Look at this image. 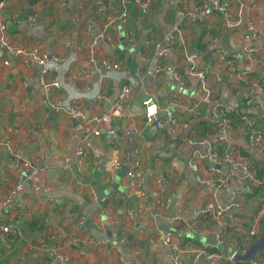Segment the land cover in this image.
I'll return each instance as SVG.
<instances>
[{"label":"crops","instance_id":"0c3cea01","mask_svg":"<svg viewBox=\"0 0 264 264\" xmlns=\"http://www.w3.org/2000/svg\"><path fill=\"white\" fill-rule=\"evenodd\" d=\"M9 1L20 10L31 7L38 12L39 20L34 26L25 22L14 23L5 14L7 39L13 46L25 48L38 41L49 63L58 65L48 71L47 79L64 75L68 90H54L52 98L77 94L84 109L83 117L87 118L95 111L108 109L126 80L122 79V72L135 78L138 85L124 114L113 122L115 138L105 134L94 137L91 149L79 156L78 121L56 111L46 99L41 85L42 66L35 62L25 65L15 56L9 57L4 65L5 55L0 50V142L12 136L14 128L19 129L22 137L19 147L24 157L37 160L44 169L41 177L49 185L52 194L49 197L55 203L45 207L41 199L44 196L34 195L25 182L17 199L18 207L25 211L21 214L15 212V224L10 233L0 234V264H64L65 260L68 264H173L164 245V236L178 223L190 222L205 202L211 199L227 205L236 201L239 206L230 208V211L238 216L234 217L230 212L225 214L233 222H246L264 202V192L245 195L243 187L234 180L223 188L200 184L190 165V159L196 153L201 156V171L207 172L212 167L213 161L202 155L213 144L210 142L218 128L210 134L207 131L222 120L226 106L232 105L242 111L243 116L253 119L254 124L249 129L261 131L264 135L259 128H264L261 111L248 107L244 97L246 100L250 94L246 88L235 85L242 80L239 73L248 69L252 80L264 87V50L253 57L251 67L247 66L241 52L245 44L253 43L252 37H246L250 32L245 28V19L250 14L255 21L258 42H264V4H261V13H253L255 9L251 8L260 0H240L244 5L241 23L235 27L226 25L220 14L195 16L193 19L184 17L182 22L181 13H192L198 0H151L147 8L141 9L129 4L126 29L132 38L127 40L132 49L121 48L117 54L113 50L119 45L118 22H113V29L109 30L114 35L113 46L96 35L104 30L106 21L115 18L118 1H108L109 7L106 4L104 11L95 6L98 5L96 0H44V3L32 0L33 4L28 0ZM236 2L223 0L234 16L237 14ZM179 24L180 32H176L170 42L169 34ZM87 26L90 31L86 30ZM92 39H95L93 50L97 57L116 62L119 69L103 72L90 62L87 43ZM171 46L177 50L185 46L199 52L200 67L207 69V82L215 88L211 103H199L202 95L198 79L189 74L181 54L169 49ZM164 48L166 53L159 56V51ZM158 65L177 67L184 78V86H176L170 73L157 74ZM214 74L222 76L219 82L215 81ZM98 86L103 94L100 98L95 96ZM261 97L264 101V90ZM146 98L157 103L161 117L175 115L180 119L182 125L177 135L173 136L168 125L157 127L154 122L146 123L143 104ZM189 106L198 110L197 118L192 117ZM228 126L226 130L231 144L227 141L221 149L234 145L254 165L264 161V151L248 145L244 118L235 122L232 128ZM188 138L195 140L190 143ZM199 139L206 140L199 143ZM115 160H119L121 166L114 169ZM220 165L218 175L227 174L228 165ZM124 168H127L126 173L122 172ZM129 171L134 173L133 177H129ZM120 172L122 174L118 176ZM157 177L161 178L162 185L161 206L155 201L150 202V195L146 193L151 192L152 182ZM18 178L11 158L0 145V201ZM94 183L101 189L115 187L107 193L98 210L94 209L87 218V206L95 202L91 193ZM5 216L6 211L1 208L0 220ZM175 216L179 220L170 225V219ZM90 221L100 230H115L113 237L106 240L107 244L95 239L88 241L91 235L86 225ZM120 231L127 232L121 236L127 240L118 252L109 246V242L119 239ZM173 233L181 242L197 247L208 245L185 235L186 231ZM188 233L211 236L205 229L203 233L196 230ZM73 238L82 241L70 245ZM41 240L48 246H42ZM228 242L221 246L222 251L239 245L236 239ZM119 255L123 256L124 262ZM183 259L185 264L192 263L191 254L184 255Z\"/></svg>","mask_w":264,"mask_h":264},{"label":"built area","instance_id":"2783aa9c","mask_svg":"<svg viewBox=\"0 0 264 264\" xmlns=\"http://www.w3.org/2000/svg\"><path fill=\"white\" fill-rule=\"evenodd\" d=\"M108 1L113 0H96L98 3V9L104 11L106 8V4ZM120 1L123 5L127 3H133L136 6L141 8H147L151 0H114ZM194 11L189 13L188 15L181 13V18L184 21V17L193 19L195 16H209L213 14H220L223 18V21L226 25L230 27L238 26L241 23V16L243 11V3L240 0L236 2V12L237 14L234 16L232 11L225 6L223 0H198ZM264 4V0H260L257 3H253L251 5L252 9H255L253 13H261L263 12V7L261 4ZM126 7L121 6L119 10H115L117 14L115 18H111L104 24V30L99 32L96 35V38L107 40L112 46L113 44V33L109 32V30L113 29V22H118V24L123 28L125 33V37L127 40L132 39L129 32L127 31L128 24V16ZM5 14L10 18L11 21H19L25 22L31 26H34L38 22V12H28L23 13L20 9L13 6L9 0H0V50L5 55L2 63L5 65L8 63V58L11 56L17 57L22 61L23 64L27 65L28 63L35 62L36 64L42 66L41 71V85L44 88V94L46 99L50 102L51 106L60 112H64L68 114L71 118L78 121V129L80 132V140L77 148V154L79 156H84L92 147V139L101 134H105L109 136L111 139L115 138V129L113 126V122L115 118L120 117L124 114L125 109L128 106V102L132 95L134 88L138 85V81L131 77L129 74H125L122 72V79H126L122 82L116 96L111 100L108 109L105 111H95L89 117L84 118V109L78 100V95H68L62 99H54L52 98V93L54 90L64 89L68 90V82L66 77L62 74H58L56 78L53 80L47 79V74L49 70L53 68H57L54 64L49 63V58L47 54L43 51L42 45L38 42H32L31 45L27 48L25 47H17L13 46L9 40L7 39V30L8 26L5 21ZM181 22V24H182ZM245 28L250 32V36L246 35L247 38L252 37L253 43H247L242 48V54L244 55V59L247 63V66L252 65L253 57L262 52L264 50V42H258L256 32L255 21L252 19L251 14L249 17L245 19ZM87 31H90V27L87 26ZM115 30V27H114ZM180 32V24L175 25L173 30L169 34V41L171 42L174 34ZM252 34V35H251ZM95 39H92L87 43V50L89 55V60L91 63L97 66L100 71L107 72L113 69H119V65L116 62H113L105 57H97L95 51L93 50ZM151 42H149L150 44ZM169 49L175 50V52H179L182 56L184 64L188 67V72L191 76L198 79V88L200 89V94L202 98L199 103H211L214 99L215 88L213 84L207 82V69L200 67V54L197 51H191L185 46H181L177 50L176 47H170ZM166 48L159 51L158 55L162 56L166 53ZM233 56H237L234 54ZM57 62L58 59L54 58ZM249 67V68H250ZM155 72L157 74L160 73H170L175 80L176 86H184V78L181 73L177 70V67L173 66L171 68L164 67L163 65H158ZM215 81L219 82L222 76L214 74ZM239 77L242 80H249L251 83L248 87H246V100L245 104L251 108H257V110L261 111V118L264 119V101L262 99V92L264 87L262 83L252 80L248 69L239 73ZM95 96L97 98L103 97V94L100 90V86L97 87L95 91ZM143 104L145 106V121L146 123L154 122L157 127H162L164 125H168L171 129L173 136L177 135L181 130V121L175 115H168L165 117H161L159 115L158 105L155 101H152L149 98L143 100ZM190 107V106H189ZM191 109V115L196 116L195 108ZM223 114L228 115L232 112H235L237 108L232 105L226 106L223 109ZM244 123L247 129L244 130L246 140L250 148L257 151H264V135L261 131H256L252 128L254 124V120L250 119L247 115L243 116ZM228 125L226 124V119L222 118V125L218 128L215 137H213L211 144L207 147V152H205L202 157H206V159H211L213 161L212 167L207 172H203L200 170V161L201 156L194 153L192 158L190 159V165H192L195 170V178L197 182L203 185L211 186L213 188H223L229 185V183L234 180L238 184H240L244 192L253 193L251 185H257L264 183V178L257 177L255 174V169L253 168V161L246 160L247 157L241 153L239 149H237L234 145L226 147V149H221L223 144L229 142V135L227 133L226 128ZM32 137H36V133H32ZM196 139V138H195ZM194 138H188V142L193 143ZM33 140V139H32ZM206 139H199L197 142L202 143L205 142ZM22 141L21 133L18 128H14L12 136L5 138L0 142L5 148V151L16 157L17 161L15 163V171L16 175L18 173V181L11 187L9 192L6 194L4 199L0 201V209L6 211V216L3 220H0V234H8L14 228L15 222V212L20 213L25 211L24 208L18 207L17 199L20 198L21 192L23 190L25 182H28L31 192L33 193H45L48 194L50 191L49 185H47L42 177L41 173L44 170L41 166H39L37 160H32L23 157L22 151L19 147V142ZM195 141V143H197ZM230 143V142H229ZM231 144V143H230ZM220 146V148H219ZM223 153V154H222ZM204 157V158H205ZM220 163H226L228 166L227 174H219L221 169ZM136 166L139 164L136 163ZM121 166V162L119 160H115L112 164V167L115 169ZM129 177H133L134 173L132 171L128 172ZM93 198L95 197L93 189L91 190ZM147 195V194H146ZM149 195L152 197V201H155L157 205L162 204V185L161 178L157 177L152 182V190L149 192ZM148 198V196H147ZM42 199V203L45 204V207H48L53 201V199L49 196H44ZM239 204L236 201H233L230 204L222 205L213 200H208L205 202V205L198 209L195 214V217L188 222L186 232L193 231L191 226L194 225L195 221L199 218L200 215L208 214L213 219L216 220L215 229L205 228V231L215 235L218 240V244L223 246V239L221 235L218 233L222 227L225 226V220H231L230 218L225 217L226 212H230V208L237 207ZM17 210V211H16ZM101 214V213H100ZM83 215L85 212L83 211ZM264 217V202L259 206L257 210H255L252 216L245 221H237L233 222L234 229H239L243 236V241L249 246V244L259 235L261 230L262 218ZM179 220V217L175 216L170 219V225ZM247 225L248 228H244L243 225ZM175 228V227H174ZM172 228L170 231L166 233L163 238L165 247L169 250L170 259L173 264H185L184 255L191 254L192 255V263L191 264H239L234 259V254L238 252H244L247 248H243L240 245H236V247L224 250L218 249L221 247L218 244H214L212 247L205 246H194L189 242H181L176 236H174L173 231L175 229ZM173 230V231H172ZM253 240L251 237H253ZM81 238H73L69 243L70 245L77 244L82 241ZM94 238L90 236L88 241H93ZM126 237H119L114 241L109 242V246L116 249L118 252L124 242H126ZM42 246L47 247L48 244L41 240ZM98 243H101L98 241ZM105 244V243H104ZM217 247V248H216ZM217 249V250H213ZM119 259L124 262L123 256L119 255ZM64 264H68L65 260ZM250 264H264V250L258 252L256 261L251 262Z\"/></svg>","mask_w":264,"mask_h":264},{"label":"trees","instance_id":"16d2710c","mask_svg":"<svg viewBox=\"0 0 264 264\" xmlns=\"http://www.w3.org/2000/svg\"><path fill=\"white\" fill-rule=\"evenodd\" d=\"M41 1H43V3H44V0H41ZM118 3H119V7H121V6L127 7V10H128V5L129 4H133V3H127V4L123 5V3H121L120 1H118ZM107 7H109L108 4H107ZM20 11H22L23 13H28V12H33L35 10L30 7V8L22 9ZM38 20H39V16H38ZM13 22L14 23H16V22L18 23L19 21H13ZM248 81L249 80H241L240 82H237L235 85L238 86L239 88L243 87V89H244V88L248 87L251 84ZM244 101H245V97H244ZM192 117L193 118H197L198 117V110H196V116L195 117L192 116ZM223 117L226 119V124L227 125H231V128L234 126L235 122L239 123V121H243V114H242V111H240L239 109H237L235 112H232L231 114H228V115L224 114L222 116V118ZM221 125H222V120L217 122L215 124V127L212 128V130L208 129L207 134H210L211 131H213V129H215V131H216L217 128L221 127ZM259 128H261L260 130H262L264 132V128L263 127L259 126ZM196 130H198V128H196ZM197 136H198V134H197ZM195 138H196V136H195ZM219 148H220V146H219ZM244 152L247 153V154L250 153L248 150H244ZM7 154L12 160L13 169H16V167H15V163L17 161L16 157L12 156L8 152H7ZM21 155L24 157L23 153ZM250 156L253 157V155H250ZM253 166H254L253 168L255 169L256 176L260 177V178H264V161H260V164H256V162H255V165L253 164ZM251 187H252L253 193L244 192L245 195H252V196L254 195L255 196L258 193H263L264 192V183L257 184V185H251ZM53 204H55V203L52 202L51 205H53ZM231 214H232V211H231ZM232 215L234 217L238 216L236 212H234ZM263 221H264V218H263V220L261 222L263 223ZM187 224L188 223H185V222H182L180 224L178 223L176 225V227H175V234L176 233H180V232H185L186 229L189 227V226H187ZM232 224H233V221H230V220L226 221L225 220V226L221 228L223 230H219L218 231V233L221 235V237L223 239V242H222L223 245H227L229 243L228 241L230 239H236L238 241L239 245L246 249L248 245L246 243V240H245V243H244L241 231L239 229H237V228L234 229ZM191 227H192V229L196 230L197 233H203L205 228H212V229L217 228L216 227V220L213 219L208 214L200 215L199 218L195 221L194 225L191 226ZM243 227L245 229L248 228L246 224L243 225ZM254 237L255 236L251 237V239L253 240ZM220 248H222V247H219L218 249H220ZM213 250H217V249H213ZM237 263H239V264H250V261H238Z\"/></svg>","mask_w":264,"mask_h":264},{"label":"water","instance_id":"95a60500","mask_svg":"<svg viewBox=\"0 0 264 264\" xmlns=\"http://www.w3.org/2000/svg\"><path fill=\"white\" fill-rule=\"evenodd\" d=\"M30 4H33L32 0H28ZM97 7V5H95ZM121 48H127V49H132L130 43H128L126 37H125V33L123 31V28L121 26H119V45L117 48H115V50H113L114 54H117ZM181 89V88H180ZM210 141V139H209ZM100 169H103L100 168ZM126 173L127 168L123 169V173ZM122 172L118 173V176L122 174ZM115 187V185H111L105 189H101L99 187L98 184L94 183L93 184V191L95 194V202L89 206H87L86 212H87V218L93 213L94 209L98 210V206H100L104 200L105 197L107 195V193H109L111 191V189ZM147 194H149V192H146ZM34 195H38V196H52V194L48 193L45 194L43 192L41 193H35ZM149 201H152V197L151 195L149 196ZM85 212V213H86ZM118 229L121 228V224H117ZM87 230H89L90 235L97 241L99 242H105L106 244L108 243V241H106L108 238H112L113 237V232H115V230H100L98 227H96L91 221L87 223L86 225ZM122 235H127V232H119L118 236H122ZM185 235H190L192 237H194V239L197 240H201L204 244H218V240L216 239L215 235H211L209 237L206 236H199L196 234H189L188 232ZM220 246H222L221 244H218ZM264 250V223L261 224V230L259 235L249 244L248 248L244 251V252H238L234 254V259L236 261H251V262H255L256 261V257L258 252Z\"/></svg>","mask_w":264,"mask_h":264}]
</instances>
